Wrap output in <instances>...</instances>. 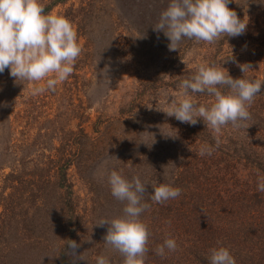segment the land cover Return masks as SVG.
I'll use <instances>...</instances> for the list:
<instances>
[{"label":"rangeland","instance_id":"1","mask_svg":"<svg viewBox=\"0 0 264 264\" xmlns=\"http://www.w3.org/2000/svg\"><path fill=\"white\" fill-rule=\"evenodd\" d=\"M167 2L42 0L44 5H51L50 13L71 22L81 53L72 74L58 83L54 91L34 94L33 89L43 81L16 82L8 69L0 74V121L2 118L11 121L10 142L16 159L21 160L23 154L29 158L32 171L23 174L24 178H32L29 175L39 162V180L32 183L26 179L12 190L3 180L10 168L0 170V214L3 204L6 205L9 214L6 240L15 249V257L21 255L19 248H25L27 238L38 236V243L32 247L47 248L42 252L50 260L54 258L51 252L56 242L63 236L54 211L48 209L45 218L41 205L44 203L51 209L54 203L53 178H48L46 172L55 163L49 160L60 155L71 159L68 179L80 209L89 205L93 187L81 178L77 164H81V175L95 184L98 198L107 191V178L113 169L122 170L126 176L129 173L130 177L136 172L141 180L153 175L169 182L178 172H184L180 169L185 165L196 161L199 146L207 138L203 120L193 126L163 111L179 95L180 81L193 75L202 62L223 66L233 78H242L239 65L247 63L252 68L245 75L264 80V43L245 41L241 35L222 36L211 44L186 39L178 50L170 51L169 40L152 26ZM262 2L231 0L228 6L248 24L260 15L264 26ZM194 98L200 103L213 100L206 93L194 94ZM4 112H8L5 117ZM79 128L87 133V140L81 139L84 141L81 156L74 151V134ZM176 129L178 138L162 134L175 135ZM242 129L241 136L229 123L220 135L246 137ZM142 138L149 146L154 143L149 147L141 142ZM100 148L103 150L98 157L95 151ZM164 169L169 171L168 177ZM38 193L39 210L35 209ZM21 208L32 212V218L28 215L29 220L20 219L17 214ZM81 219L76 254L85 258L97 248L95 230L102 226L91 228L89 214Z\"/></svg>","mask_w":264,"mask_h":264},{"label":"trees","instance_id":"2","mask_svg":"<svg viewBox=\"0 0 264 264\" xmlns=\"http://www.w3.org/2000/svg\"><path fill=\"white\" fill-rule=\"evenodd\" d=\"M50 10L51 5L46 4L45 12ZM246 29L241 39L259 45L264 43V26L260 15L257 20H251ZM249 112L250 119L235 127L241 136L240 130L243 128V135L246 137L221 136V144L211 156L201 157L197 151L196 161L185 165L180 169L184 172H178L169 179L174 182L173 186L183 190L179 198L162 204L155 203L150 198L152 186L167 183L166 180L158 176L154 178L153 175L152 178L142 180L147 184L143 202L148 207L141 219L149 230L145 264H210L209 250L216 247L218 241L229 247L236 264H264V192L257 191L258 175L264 176V86L249 107ZM7 113L4 112V117ZM9 123L11 125L8 118L0 121V170L10 168L3 180L7 188L12 190L26 179L32 183L33 180H39V162L34 165L36 169L33 174L29 175L32 178H24L23 174L32 171L29 158L23 154L21 160L16 159L15 149L10 142ZM204 131L207 138L203 143L214 145L213 134L208 128H204ZM74 136V151L81 156L87 133L79 128ZM102 150L100 148L95 154L99 157ZM49 161L55 163L54 168L46 172L48 178H53L54 203L51 209L44 203L41 205L45 218L49 210L54 211L63 235L51 252L54 258L47 260L43 256L42 251L47 248L32 247L38 243V236L27 238L28 242L23 243L25 248H19L21 255L15 257V249L6 240L8 233L5 225L8 224L9 214L8 208L3 204L0 214V264H73L72 250L67 244L70 240L77 241L78 224L82 217L84 219L89 214V224L96 229L100 227L96 224L102 220L123 215L124 204L112 196L110 186L98 198V193L94 190L95 184L81 175V164H77L76 169L93 190L91 189L89 205L85 209L78 208L67 173L72 164L71 159L60 155ZM126 174L129 179L132 178L131 174ZM136 175L135 172L134 176ZM36 196L38 204L35 209L39 210V193ZM17 215L23 220L28 215L32 218V212L25 208H21ZM107 229L108 225H103L99 231L95 230L94 242L97 248L75 264H96V257L101 254L109 256L111 264H123V256L104 242ZM167 236L176 239L178 249L161 258L154 250Z\"/></svg>","mask_w":264,"mask_h":264},{"label":"clouds","instance_id":"3","mask_svg":"<svg viewBox=\"0 0 264 264\" xmlns=\"http://www.w3.org/2000/svg\"><path fill=\"white\" fill-rule=\"evenodd\" d=\"M230 2L168 0L152 25L153 30L163 32L169 40L170 51L178 50L186 39L211 44L222 36L238 37L245 33L248 22L229 8ZM80 53L78 35L71 22L66 17L46 13L42 0H0V74L8 69L16 82L43 81L33 89L34 94L54 91L58 83L72 74ZM239 66L243 76L233 78L223 66L202 62L193 75L180 81L179 95L163 110L181 123L194 126L203 120L215 143H202L198 149L201 157L211 156L219 148L224 126L231 123L239 127L240 122L250 119L249 107L262 92L264 80L245 75L252 66L247 63ZM205 93L213 98L212 102L200 103L194 98V94ZM162 134L178 138V130L175 135ZM141 142L149 146L143 138ZM164 173L166 177L170 174L166 169ZM107 180L112 196L124 204L123 215L96 225H108L104 242L123 256V264H145L149 230L141 217L148 207L143 202L147 184L139 175L129 179L122 170L116 169L110 171ZM173 183L169 180L153 185L151 200L162 204L179 198L183 190ZM257 191L264 192V176L258 175ZM67 246L72 250L73 264L84 260L76 254L79 248L76 241L70 240ZM177 249L176 239L167 236L154 251L165 258ZM209 251L210 264H236L229 247L219 241ZM96 264H111V259L101 254L96 257Z\"/></svg>","mask_w":264,"mask_h":264}]
</instances>
